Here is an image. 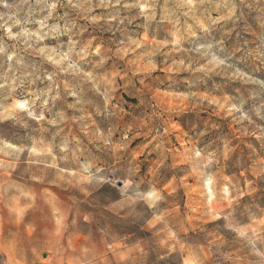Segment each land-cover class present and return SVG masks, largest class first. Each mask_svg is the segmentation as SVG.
Masks as SVG:
<instances>
[{
	"label": "rangeland",
	"instance_id": "obj_1",
	"mask_svg": "<svg viewBox=\"0 0 264 264\" xmlns=\"http://www.w3.org/2000/svg\"><path fill=\"white\" fill-rule=\"evenodd\" d=\"M0 264H264V0H0Z\"/></svg>",
	"mask_w": 264,
	"mask_h": 264
}]
</instances>
